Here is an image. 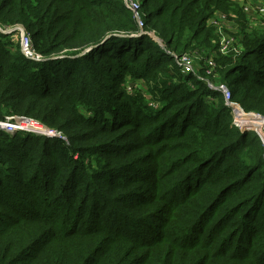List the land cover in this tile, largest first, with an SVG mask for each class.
<instances>
[{"label": "trees", "instance_id": "16d2710c", "mask_svg": "<svg viewBox=\"0 0 264 264\" xmlns=\"http://www.w3.org/2000/svg\"><path fill=\"white\" fill-rule=\"evenodd\" d=\"M235 3L143 0L139 35L123 0H0L48 58L0 31V122L66 138L0 129V264H264V139L218 89L264 116V13Z\"/></svg>", "mask_w": 264, "mask_h": 264}, {"label": "built area", "instance_id": "2783aa9c", "mask_svg": "<svg viewBox=\"0 0 264 264\" xmlns=\"http://www.w3.org/2000/svg\"><path fill=\"white\" fill-rule=\"evenodd\" d=\"M139 4H140V6H139ZM126 5L134 13V15H133L134 20H136L139 28L141 29V31H143L145 28V15H144V17H142V13H141L143 11V10L141 11L142 2L140 0H128L126 2ZM219 19H220V23L222 21L223 24H225V22L223 21L224 18L222 16H220ZM219 25H221V24H217V26H219ZM0 31L5 33V34H10L11 32H14V31L19 32L21 51H22L24 57L26 59H29V60H32L35 62H43L44 61V58L36 52L34 44H32L31 35L29 32H27V30L24 27H22L20 25H16V26L9 27L8 29H5V28L0 26ZM150 35L154 36L155 32L153 31L152 33H150ZM233 40L234 39L230 38V37H227V39L224 38L223 41L220 43V46H219V54L226 55L229 52V50L233 44ZM160 45L164 48L166 53L169 56H171V58L173 57L175 59L176 64L179 66V68L181 69L183 74H190V73L195 71L194 70L195 59H198V58H196L195 56H191V55L190 56L184 55L181 57L177 56L175 52H170L166 48V45L163 41H161ZM208 64L211 67V69H208L206 74L210 75L213 73V69H214L213 67H215V64L212 60H210ZM218 89L221 90V92L225 95L226 101L228 102V105L231 107V109L233 111V114H234L233 125L235 127L238 128V123L234 122V121H238V117H246L247 116V120H248V117H249V120L254 119V120L260 121L259 119H261L260 122H261L262 127L264 128V116L259 117V119H257L256 117H253V115H250V114H252V112L247 113L246 111H243V109L240 107L239 104L231 101V93H229L228 89H226L225 86H220ZM245 112L247 114H245ZM249 128H250V126L247 129H249ZM0 129L6 131L8 133H12L14 131H20V132L26 131V133L28 132V134H30V133L36 134V135L37 134L38 135L45 134L44 136H47V137L48 136L54 137V135H56V133H58L54 130L46 129L44 126L40 125L39 123H37L33 120H30V121L19 120L16 123H14V122H12V123L0 122ZM42 129H44L45 132L51 133V134L42 133L41 132ZM58 134H60V133H58Z\"/></svg>", "mask_w": 264, "mask_h": 264}, {"label": "rangeland", "instance_id": "374dc122", "mask_svg": "<svg viewBox=\"0 0 264 264\" xmlns=\"http://www.w3.org/2000/svg\"><path fill=\"white\" fill-rule=\"evenodd\" d=\"M127 1L128 0H123L124 4H126ZM140 1L142 2L143 0H140ZM234 1L236 2L235 4H237V5L240 4V6L242 8H244L246 16H247L246 20L249 21L250 24H253L255 26L258 25V23H257L258 21L257 20H259V18H260V15H261L260 12L264 13V0H234ZM125 6H127V5H125ZM139 6H140V4H139ZM142 10H143V6L141 5V11ZM141 13H142V17H144L143 11ZM133 15H134V13H133ZM218 16H220V13L216 14L215 18L210 21V24H211V26L213 28L216 29L217 40H218V45H219L223 41L224 38L227 39V37H229L228 36V31L226 30L227 27L230 26V28L233 29V27L236 26V25L232 26V23L230 21H228L227 23H228L229 26H227L226 24H225V26H223L222 25L223 22L221 21V23H220V19H218V21L216 20V17H218ZM244 21H245V18H244ZM217 24H221V25L217 26ZM244 24L246 25L248 23L245 21ZM234 29H236V27H234ZM152 38L158 40V37H157L156 34ZM233 39H234L233 42L237 40V38H233ZM199 57L200 56H197V58H199ZM199 59H201V58H199ZM247 113L245 112V114H247ZM250 115H253V117H256L257 119H259V117H261V115H258L256 113H252ZM246 119H247V116L246 117H240L238 119V121H234V122L238 123V128L241 129L243 132L256 131L259 134L260 137H263L264 136V128L262 127L261 129H258L255 126L257 123L261 124V122H260L261 119H259L260 121H257V120L255 121L254 119L253 120H249V117H248V120H246ZM249 126H250V128L247 129ZM22 133H26V131L22 132ZM46 134H51V133H47L46 132ZM44 135L45 134H42L40 136H44ZM54 136L59 138V139L66 140V138L63 135H61V134L56 133V135H54ZM55 137H51V138H55Z\"/></svg>", "mask_w": 264, "mask_h": 264}, {"label": "water", "instance_id": "95a60500", "mask_svg": "<svg viewBox=\"0 0 264 264\" xmlns=\"http://www.w3.org/2000/svg\"><path fill=\"white\" fill-rule=\"evenodd\" d=\"M143 34H144V32H141L139 35H143ZM139 35H138V36H139ZM109 37H110V36H109ZM109 37H107V38H109ZM107 38H106V39H107ZM157 41H160V39L158 38ZM160 42H161V41H160ZM93 48H95V47H91V48L85 50L82 54H84V53H86V52L92 50ZM82 54H81V55H82ZM56 58H58V57H53V58H50V59H56ZM46 59H48V58H46ZM46 59H44V61H46ZM44 61H43V62H44ZM54 137H55V136H54ZM262 138L264 139V136H263Z\"/></svg>", "mask_w": 264, "mask_h": 264}, {"label": "bare ground", "instance_id": "6f19581e", "mask_svg": "<svg viewBox=\"0 0 264 264\" xmlns=\"http://www.w3.org/2000/svg\"><path fill=\"white\" fill-rule=\"evenodd\" d=\"M126 5V4H125ZM240 117H238V119H239ZM247 120V119H246ZM256 121V120H255ZM256 128H258V129H261L262 128V126H261V124L260 123H257L256 125ZM40 131V130H39ZM42 132V131H41ZM42 133H46V132H42Z\"/></svg>", "mask_w": 264, "mask_h": 264}, {"label": "clouds", "instance_id": "9594fccd", "mask_svg": "<svg viewBox=\"0 0 264 264\" xmlns=\"http://www.w3.org/2000/svg\"><path fill=\"white\" fill-rule=\"evenodd\" d=\"M141 32H144V31H141ZM152 36V35H151ZM153 37V36H152ZM160 39V38H159ZM156 40V39H155ZM157 41V40H156ZM160 41H162L161 39H160ZM160 41H158L159 43H161Z\"/></svg>", "mask_w": 264, "mask_h": 264}]
</instances>
